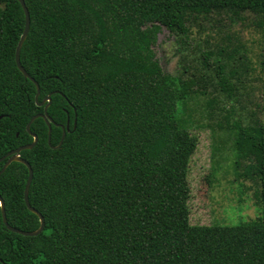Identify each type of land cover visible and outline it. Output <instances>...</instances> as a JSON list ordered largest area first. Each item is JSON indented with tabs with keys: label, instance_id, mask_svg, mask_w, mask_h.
<instances>
[{
	"label": "trees",
	"instance_id": "16d2710c",
	"mask_svg": "<svg viewBox=\"0 0 264 264\" xmlns=\"http://www.w3.org/2000/svg\"><path fill=\"white\" fill-rule=\"evenodd\" d=\"M24 2L30 24L20 62L39 85L38 101L52 93L50 144L37 117L30 130L38 141L20 152L33 170L29 202L45 224L22 235L5 226L0 209V264H264V124L255 113L247 123L229 122L232 109L222 114L237 176L259 183L261 215L191 224L187 175L198 139L179 112L205 92L206 79L164 71L153 49L162 27L188 37V23L200 16L248 11L264 29V0ZM24 23L18 0H0V157L32 142L26 124L44 107L15 63ZM241 48L233 54L242 57ZM225 67L219 61L216 81L236 99L238 70ZM27 176L25 164L11 162L0 174V196L8 224L34 230Z\"/></svg>",
	"mask_w": 264,
	"mask_h": 264
},
{
	"label": "rangeland",
	"instance_id": "374dc122",
	"mask_svg": "<svg viewBox=\"0 0 264 264\" xmlns=\"http://www.w3.org/2000/svg\"><path fill=\"white\" fill-rule=\"evenodd\" d=\"M258 19V15L248 11L239 16H200L188 23V37L162 27L153 46L164 71L194 73L206 79H200V89L205 92L196 93L179 112L198 139L187 175L191 224L236 225L261 215V204L256 198L259 183L237 176L232 138L222 117L224 109H232L229 122L237 118L250 122L255 113L264 124V29L257 25ZM235 45H241L242 57L233 54ZM207 53L211 54L206 57ZM219 61L225 63V70H238L241 85L236 99H229L216 81ZM210 98L215 100L214 117L209 114Z\"/></svg>",
	"mask_w": 264,
	"mask_h": 264
},
{
	"label": "water",
	"instance_id": "95a60500",
	"mask_svg": "<svg viewBox=\"0 0 264 264\" xmlns=\"http://www.w3.org/2000/svg\"><path fill=\"white\" fill-rule=\"evenodd\" d=\"M18 2L21 4V6L23 8L24 16H25V23H24L23 32H22V34H21V36H20V38L18 40V43L16 45V49H15V63H16V66L18 67V69L20 70V72L23 74V76L25 78L30 79L35 84V87H36V93H35V96H34L35 102L38 105H43L44 104V107H43V112L37 113V114L33 115L30 118V120L28 121V123L26 124V130H27V132H29V134L33 138L32 142H30L28 144H24V145L18 146L16 148L8 151L5 155H3V156L0 157V162L1 161H4L3 164H2V167L0 169V174L13 161H18V162H21V163H23V164L26 165V167L28 169V176H27V180H26V183H25V186H24V192H23L24 202H25V205L27 206V208L30 211H32L33 213H35L39 217V226L36 229H34V230H21L19 228H16V227L11 226L10 224H8V222L6 220V216H5L4 201H3V199H2L1 196H0V209H1L3 223L5 224V226L9 230H11L13 232H16V233H19V234H22V235H36V234L40 233L43 230L45 222H44L43 215L37 209H35L30 204V202H29V199H28V191H29V185H30L31 180H32V177H33V170L31 168L29 162L26 161L20 155V152L22 150H24V149H30V148H32L37 143V141H38V136L30 130V126H31L32 122L37 117L43 118L44 121H45V123L47 124V127H48V131H47V133H48L47 142L50 144L51 123L53 122V120L48 115L47 108L49 107V105L51 103V94L52 93H49L41 101H38V97H39V94H40L39 85L36 82V80H34V78L31 77L30 74L25 70V68L22 66V64L20 62V50H21V46H22V44H23V42H24V40H25V38H26V36L28 34L29 24H30V16H29V12H28V9H27V6H26L24 0H18ZM74 123H75V121H74ZM61 127H62L61 138H60L58 144L54 146L55 148L58 147L62 143V141H63V139L65 137L66 130H65L64 126H61Z\"/></svg>",
	"mask_w": 264,
	"mask_h": 264
},
{
	"label": "flooded vegetation",
	"instance_id": "af4514ba",
	"mask_svg": "<svg viewBox=\"0 0 264 264\" xmlns=\"http://www.w3.org/2000/svg\"><path fill=\"white\" fill-rule=\"evenodd\" d=\"M67 126H68V124H66V126L64 127V128H65V130H66V129L68 130V127H67Z\"/></svg>",
	"mask_w": 264,
	"mask_h": 264
}]
</instances>
